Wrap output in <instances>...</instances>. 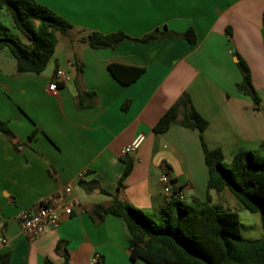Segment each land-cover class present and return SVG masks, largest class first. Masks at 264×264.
<instances>
[{"label":"crops","instance_id":"1","mask_svg":"<svg viewBox=\"0 0 264 264\" xmlns=\"http://www.w3.org/2000/svg\"><path fill=\"white\" fill-rule=\"evenodd\" d=\"M35 1L73 29L67 36L57 34L63 56L39 75H18L16 63L0 58V95L5 97H0V120L7 122L17 146L0 134V256L10 253V264H64L62 250L55 251L63 241L68 264H94L95 255L100 257L96 264H144L130 260L120 218L107 215L99 223L91 218L94 208L108 207L112 200L100 190L152 217L177 199V193L185 204L206 200L208 170L199 133L179 124L164 134L152 131L183 94L208 122L203 133L207 148L220 150L225 164L239 149H259L264 139V0ZM164 28L177 34L192 30L196 43L182 38L125 41L115 50H93L79 41L92 32H123L137 39ZM237 57L250 71L260 111L237 90ZM55 63L68 81L51 92ZM71 64L83 69L78 86L72 68L65 73ZM109 65L142 68L144 73L121 86L110 76ZM79 90L96 94L92 108L75 107ZM125 102L129 105L123 111ZM139 136V147L124 156L123 150ZM125 157L133 169L118 190ZM162 173L174 193H164ZM79 181L96 182L98 188L88 190ZM65 187L80 208L57 229L28 240L17 215ZM208 195L210 204L223 211L243 209L227 189Z\"/></svg>","mask_w":264,"mask_h":264},{"label":"trees","instance_id":"2","mask_svg":"<svg viewBox=\"0 0 264 264\" xmlns=\"http://www.w3.org/2000/svg\"><path fill=\"white\" fill-rule=\"evenodd\" d=\"M4 10L11 19L12 27L23 35L28 46H22L10 36L0 37V52L8 50L16 63V74L39 75L43 73L53 58L57 47V34L67 36L73 29L64 18L35 0H0V11ZM264 24V13L262 16ZM230 36V34H229ZM182 38L194 45L196 36L192 30L182 34L173 33L166 28L155 29L141 38H130L123 32L112 34L89 33L79 39L93 50H115L121 43L130 41L149 44L168 39ZM237 68L241 81L237 90L248 96L256 111L261 110L258 95L253 89L250 71L247 65L237 57ZM74 82L78 86L83 73L82 67L71 64ZM55 63L54 75L58 71ZM110 76L121 86H128L137 81L144 73L142 68L109 65ZM61 86V83H57ZM96 94L79 90L75 97L78 110L92 108ZM128 102L122 110L128 109ZM181 116V117H180ZM180 117V118H179ZM173 124L199 133L204 162L208 170L207 198L204 202L196 201L185 204L178 198L163 208L157 219L146 215L116 196L100 190L112 198L108 207L94 208L90 216L96 223L111 215L120 218L125 226L129 258L132 262L144 264H264V139L259 149L247 151L239 149L232 161L225 164L220 150H209L204 142L203 133L208 122L193 107L187 94H183L158 120L152 131L155 134L166 133ZM0 134L11 143L13 136L5 121L0 120ZM34 133L29 137L31 141ZM15 149L16 145L13 143ZM123 172L118 180V190L133 169L131 159H121ZM79 184L88 190L98 188L96 182ZM227 189L241 207L252 214L260 216L263 237L248 240L240 234V224L235 212L223 211L210 204L209 191L221 193ZM65 242L56 246L58 253L62 250L64 264H68V252L63 248ZM0 264H10V253L0 256Z\"/></svg>","mask_w":264,"mask_h":264},{"label":"built area","instance_id":"3","mask_svg":"<svg viewBox=\"0 0 264 264\" xmlns=\"http://www.w3.org/2000/svg\"><path fill=\"white\" fill-rule=\"evenodd\" d=\"M70 67V65H68ZM68 78L64 72L58 70L53 81L49 85V91L55 92L57 90V83H65ZM142 136L137 137L128 147H126L122 154L124 156L135 151L142 142ZM159 182L163 187L165 194H172L175 192L168 175L162 173ZM71 188L65 187L63 192L56 195H51L40 199L30 207L22 210L16 217L17 224L21 233L30 241H34L41 237L48 229H57L63 219L70 218L76 209L80 208V203L77 199L70 197ZM176 197L183 200V195L177 193ZM100 260L98 255L93 258V263L96 264Z\"/></svg>","mask_w":264,"mask_h":264},{"label":"rangeland","instance_id":"4","mask_svg":"<svg viewBox=\"0 0 264 264\" xmlns=\"http://www.w3.org/2000/svg\"><path fill=\"white\" fill-rule=\"evenodd\" d=\"M10 36L22 46H28V41L26 38L21 35L17 30L12 27L11 19L8 14L2 10L0 11V37ZM4 56L7 57V61H12L15 63L14 59L12 58L11 54L8 50H3L0 52V58ZM63 50L60 45L56 47L55 53L53 58L48 63V69L51 68V63L54 58H62ZM47 68V67H46ZM7 71H11V67L9 64L6 66ZM65 73L68 76L70 71L68 68H65ZM1 98L5 100V97L0 95ZM235 213L238 216L239 224H240V234L243 238L248 240H258L263 237V233L260 227V216L258 214H252L248 211L241 209L236 210ZM158 216H154L153 219H157Z\"/></svg>","mask_w":264,"mask_h":264},{"label":"water","instance_id":"5","mask_svg":"<svg viewBox=\"0 0 264 264\" xmlns=\"http://www.w3.org/2000/svg\"><path fill=\"white\" fill-rule=\"evenodd\" d=\"M69 70H71V67H69Z\"/></svg>","mask_w":264,"mask_h":264}]
</instances>
